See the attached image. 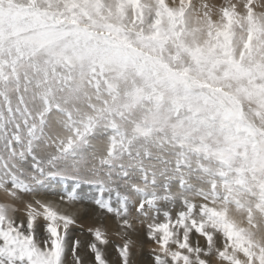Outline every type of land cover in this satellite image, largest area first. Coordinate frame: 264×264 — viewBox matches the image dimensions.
I'll use <instances>...</instances> for the list:
<instances>
[{
    "label": "snow or ice",
    "instance_id": "6c2138e0",
    "mask_svg": "<svg viewBox=\"0 0 264 264\" xmlns=\"http://www.w3.org/2000/svg\"><path fill=\"white\" fill-rule=\"evenodd\" d=\"M0 264H264V0H0Z\"/></svg>",
    "mask_w": 264,
    "mask_h": 264
}]
</instances>
